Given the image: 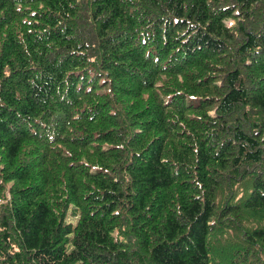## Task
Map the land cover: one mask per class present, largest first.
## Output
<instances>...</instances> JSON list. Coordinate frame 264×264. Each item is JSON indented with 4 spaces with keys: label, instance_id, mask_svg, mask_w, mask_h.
<instances>
[{
    "label": "trees",
    "instance_id": "obj_1",
    "mask_svg": "<svg viewBox=\"0 0 264 264\" xmlns=\"http://www.w3.org/2000/svg\"><path fill=\"white\" fill-rule=\"evenodd\" d=\"M0 264H264V0H0Z\"/></svg>",
    "mask_w": 264,
    "mask_h": 264
}]
</instances>
